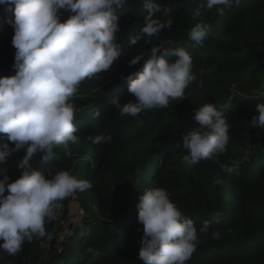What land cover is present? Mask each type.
<instances>
[{"label": "trees", "instance_id": "1", "mask_svg": "<svg viewBox=\"0 0 264 264\" xmlns=\"http://www.w3.org/2000/svg\"><path fill=\"white\" fill-rule=\"evenodd\" d=\"M157 2L171 6L172 12L156 13L155 18L172 19L173 24L151 37L149 44L144 43L146 36L130 44L145 24L143 0H126L115 9L122 55L109 71L83 81L73 97L78 141L57 146L56 158L49 163H43L39 153L33 157V167L46 178L70 170L91 181L92 188L75 194L85 214L75 222L73 234L61 241L62 222L69 220V197L57 218L46 224L45 237L25 241L15 256L0 250V264H142L143 225L137 204L145 189L157 187L168 191L197 228L198 245L186 264H264V129L250 125L258 115L257 104L264 103L259 96L264 95V0H240L224 15L213 9L201 10L199 16L198 0ZM61 12V20L70 15ZM8 19H14V13L0 4V77L15 74L14 29ZM196 23L211 29L203 46L188 37ZM169 41L192 56L197 80L185 90L184 99L171 101L167 108L121 116L113 101L134 103L136 98L128 91L126 76H120L135 73L151 47L168 46ZM137 56L140 61L130 66ZM206 103L227 118L230 140L215 160L190 164L183 160L187 150L182 138L199 126L194 110ZM101 133L110 134L111 140L96 145L88 139ZM25 151L13 153L0 165V179L7 174L12 182L20 176L16 164ZM221 164L235 172L222 171ZM206 220L210 228L202 233Z\"/></svg>", "mask_w": 264, "mask_h": 264}, {"label": "clouds", "instance_id": "2", "mask_svg": "<svg viewBox=\"0 0 264 264\" xmlns=\"http://www.w3.org/2000/svg\"><path fill=\"white\" fill-rule=\"evenodd\" d=\"M126 0H0L6 11L14 13L8 23L14 29L12 45L16 49L12 68L14 75L0 77V165L22 149H26L16 167L20 176L12 182L7 174L0 179V250L15 256L25 241L47 235L46 224L55 220L63 201L93 187L88 179H79L70 170H60L50 178L32 164L41 154V161L56 158L54 149L78 141L79 128L74 123L76 109L73 97L86 79L109 71L121 55L117 42L120 31L115 9ZM240 0H198L195 15L213 9L224 15ZM146 10L141 34L132 38L136 44L141 36L149 39L171 29L173 21L162 22L156 13L166 16L171 6L162 7L157 0H143ZM61 9L70 12L61 20ZM211 29L196 23L188 32L195 45L203 46ZM168 57H174L170 60ZM141 57L129 63L136 65ZM203 70L201 69V73ZM124 72L120 79L128 83V91L136 101L113 102L121 116H137L141 112L167 108L171 101L182 100L185 90L197 80L193 58L184 48L171 42L153 46L142 67L135 73ZM256 96V95H254ZM264 97V95H259ZM258 115L251 126L264 129V103L257 104ZM96 116L100 111L95 112ZM199 126L183 135V160L190 164L215 160L227 150L229 124L222 111L212 103L194 110ZM93 144L111 140L110 134L89 136ZM10 142L14 147H10ZM229 174L235 168L221 164ZM2 171V169H0ZM7 193V194H6ZM138 222L143 225L139 258L142 264H186L198 245L194 221L179 209L162 187L145 189L137 204ZM210 222L199 229L207 233ZM139 230V229H138ZM219 235L218 232L213 233ZM50 238V237H49Z\"/></svg>", "mask_w": 264, "mask_h": 264}, {"label": "rangeland", "instance_id": "3", "mask_svg": "<svg viewBox=\"0 0 264 264\" xmlns=\"http://www.w3.org/2000/svg\"><path fill=\"white\" fill-rule=\"evenodd\" d=\"M62 146V145H60ZM84 158V156H83ZM69 213L68 218L69 220H66L62 222L63 224V231L62 235L60 236V240H65L66 238L70 237L73 234V227L75 222H77L80 218V214H85V209L83 208L79 197L77 195H74L71 197L69 205H68Z\"/></svg>", "mask_w": 264, "mask_h": 264}, {"label": "water", "instance_id": "4", "mask_svg": "<svg viewBox=\"0 0 264 264\" xmlns=\"http://www.w3.org/2000/svg\"><path fill=\"white\" fill-rule=\"evenodd\" d=\"M126 73V72H125Z\"/></svg>", "mask_w": 264, "mask_h": 264}]
</instances>
